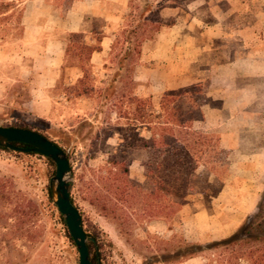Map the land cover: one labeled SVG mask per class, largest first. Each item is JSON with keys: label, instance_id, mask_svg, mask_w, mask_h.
<instances>
[{"label": "rangeland", "instance_id": "374dc122", "mask_svg": "<svg viewBox=\"0 0 264 264\" xmlns=\"http://www.w3.org/2000/svg\"><path fill=\"white\" fill-rule=\"evenodd\" d=\"M47 1L49 5L44 9L41 6L34 9L35 16L42 13L41 21L48 18L45 15L51 11V4L56 3ZM129 6L128 29L146 24V31H138L134 40L139 43L146 37L154 39L161 28L171 26L176 18L174 8L196 6L201 9L198 16L187 14L185 18L193 20L204 30L208 31L209 24L214 21L227 19L231 38L216 43L217 49L223 52L222 56L225 53L227 58H237L262 44L258 37L264 36V0H130ZM225 9L230 11L226 17L223 15ZM145 12L147 16L143 17ZM17 21L19 19L13 17L0 26L5 33L3 40L0 35V125L29 126L68 153L73 170L72 195L85 229L93 234L92 253L100 254L101 264H216L212 262L217 257L216 251H207L195 259L175 257L188 243L211 241L210 235L218 234L216 227L204 232L198 223L186 220L185 216L189 215H183L180 211L169 218L150 219L144 217L143 202L129 207L108 189H104L101 199L90 191L94 171L114 158L121 163L119 166L130 159L131 178L144 182L143 164L147 160V152L128 148V142L136 137L137 131L133 125H129L130 120L126 117L118 120L119 114L115 111L120 108L119 96L102 106L103 100L96 103L92 100L78 102L71 93L66 92L61 97L57 117L29 111L26 103L31 95L30 78L34 73L35 59L41 53V44L35 39L28 40L22 26L14 28ZM124 53L125 49L121 48L115 55L122 57ZM139 54L134 53L129 61L121 65V75L125 74L121 87H124L126 97L133 96L135 92L127 76H131L139 64ZM108 65L117 66L112 62ZM216 66L211 54L207 53L204 64L198 68L199 73H194L196 65L191 62L177 64L173 60L169 75L175 81L178 74H183L182 78L188 84L184 88L197 86V98L202 107L212 103L218 108L224 104L234 111L240 109L246 103L242 99L254 95L252 90L244 94L242 86L246 79L235 76V72L242 74L246 66L237 67L231 74L227 72L226 76ZM194 75L199 76L195 81ZM177 81L180 82L179 79ZM252 84L256 88L260 85V91L264 89V80H254ZM210 92L213 94L209 96ZM160 98V95H155L152 100L157 103ZM261 99L264 105V93ZM127 100L125 98L124 102ZM120 109L119 112L124 111ZM237 117L241 118L240 115ZM220 121L219 112H212L209 120L203 112V117L195 125L214 136L222 146L221 134L229 127L223 126ZM263 132L252 129L243 132L241 149L244 154L259 152L264 147ZM225 150L228 162L225 165L223 189L238 188L249 178L264 180V177L256 176L259 170L250 169L251 162L242 158L239 152ZM54 173L55 165H51L44 156L0 149V264H79L75 244L64 235L57 212L53 213L47 201L46 188ZM227 196L226 200H232V194ZM214 198L196 196L189 203L218 209V201ZM38 209L40 212L36 214ZM24 211L28 213L27 216Z\"/></svg>", "mask_w": 264, "mask_h": 264}, {"label": "crops", "instance_id": "0c3cea01", "mask_svg": "<svg viewBox=\"0 0 264 264\" xmlns=\"http://www.w3.org/2000/svg\"><path fill=\"white\" fill-rule=\"evenodd\" d=\"M52 1L56 3H50L52 9L45 15L48 18L43 21L39 19L42 13L35 16L34 9L39 6L44 9L49 5L47 0H25L21 5V24L26 38L35 39L41 44V53L35 59L34 73L30 78L31 95L26 103L29 111L57 117L59 106L62 104L61 97L66 95V92L71 93L78 102L92 100L96 103L103 100L102 106L108 105L113 97L126 95L124 87H121L125 81V74L121 75V57L115 54L123 48L122 46H126L122 32L129 28L126 21L130 0ZM200 10L196 6L188 9L176 7L173 9L175 22L171 26L161 28L157 38L146 37L140 40L139 64L134 68L132 75L127 76V81H132L135 90L133 96L153 99L155 95L162 96L166 91L182 89L188 85L185 84L181 73V76L177 75L180 82L170 77L169 66L173 60H176L177 64H185L187 61L196 65L195 74L199 73L198 68L204 64V55L207 53L211 54L212 62L217 65L219 71L224 72V76L227 72L231 74L237 67L246 66L242 74L235 72V76L246 79L242 92L248 94V90H252L254 95L244 97L242 102L246 103L242 104L240 109L234 111L224 104L218 108L212 103L203 105L202 109L208 120L212 112H219L220 123L229 127L221 134V147L239 152L242 158L251 162L250 169L259 170L256 176L264 177V147L252 154H244L241 149L244 131L264 130V105L261 104L264 89L260 91V85L256 88L252 84L254 80H264V36L258 37L262 44L251 52L237 58H227L225 53L222 56L223 52L217 49L216 43L226 42L231 38L232 32L228 28L227 19L210 23L207 31L196 25L193 20L185 18L187 14L191 17L198 16ZM229 14L228 9L223 10L225 17ZM145 16L147 12L143 17ZM145 26L144 23L130 28L146 31ZM137 34L138 32L132 37L133 42ZM118 39L121 42L118 43ZM83 47H89L90 50ZM109 62L116 63L117 66L114 68L108 65ZM118 71H121V74L117 75ZM198 77L194 75L193 80ZM82 80L86 81L85 85L81 84ZM111 85L115 91L114 95L106 99V91ZM82 89L89 92L78 96ZM211 94L213 93H208L209 96ZM263 192L264 180L249 178L238 188H224L214 198L218 201V209L188 203L180 212L189 215L185 216L186 220L198 223L204 232L216 227L218 234L210 236L212 240H218L233 234L243 220L256 210ZM229 194H232V200H226Z\"/></svg>", "mask_w": 264, "mask_h": 264}, {"label": "trees", "instance_id": "16d2710c", "mask_svg": "<svg viewBox=\"0 0 264 264\" xmlns=\"http://www.w3.org/2000/svg\"><path fill=\"white\" fill-rule=\"evenodd\" d=\"M24 1L0 0V26L13 17L19 19V22L14 24V28L18 29L22 26L21 5ZM136 32H138L137 28L122 32L126 46L122 48L125 49V53L120 59L121 64L134 53L136 55L140 53V43L132 40ZM4 34V29H0L1 40L4 39ZM119 42H121L120 39H118ZM118 43L115 45L116 50ZM83 49L90 50L89 47H83ZM116 74H121V71ZM81 84L85 85L86 81L82 80ZM112 87L111 85L107 89L106 99L114 95L115 91ZM197 89V86H191L166 91L157 103L151 98L132 95L126 97L127 95L124 94L120 97V108L124 111L119 112L120 108H118L116 111L119 114L118 120L126 117L130 120L129 125H133L137 131L136 137L128 142V148L147 152V160L143 164L145 181L140 182L131 178L130 159L119 166L121 163L114 158L94 171L90 191L97 199H101L104 189H108L129 204V207L143 202L144 217L154 219L173 216L196 196L214 198L219 195L225 184L227 151L221 147L214 136L195 125L203 117L202 104L197 98L199 94ZM87 92L89 91L82 89L78 96ZM125 98L128 99L126 102H124ZM11 126L31 129L25 125ZM15 144L29 147L22 143ZM0 149L9 150L1 147ZM47 160L54 165L52 160L48 158ZM73 185L72 182V188ZM46 189L50 209L53 213L57 212L58 222L63 225L64 235L74 244L64 218L52 202L49 185ZM71 197L75 204L72 189ZM39 212L38 209L36 214ZM24 214L28 215L25 211ZM86 232L91 238L89 249L92 254V263L101 264L100 254L92 253L93 234L87 230ZM207 251L217 252L216 259H212V262L216 264H264V192L256 210L243 220L233 234L206 243H188L175 257L200 258Z\"/></svg>", "mask_w": 264, "mask_h": 264}, {"label": "water", "instance_id": "95a60500", "mask_svg": "<svg viewBox=\"0 0 264 264\" xmlns=\"http://www.w3.org/2000/svg\"><path fill=\"white\" fill-rule=\"evenodd\" d=\"M15 143L29 145L21 147ZM0 147L24 153H36L55 165V173L49 180L52 201L64 218L71 238L79 253V264H93L89 249L90 237L84 226L78 207L72 202L73 170L68 153L46 135L28 128L0 125Z\"/></svg>", "mask_w": 264, "mask_h": 264}]
</instances>
